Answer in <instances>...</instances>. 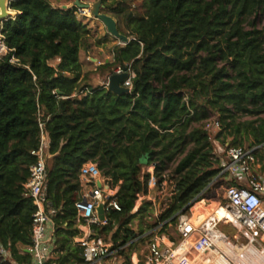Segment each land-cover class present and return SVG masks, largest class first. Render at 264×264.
<instances>
[{
    "label": "trees",
    "instance_id": "trees-1",
    "mask_svg": "<svg viewBox=\"0 0 264 264\" xmlns=\"http://www.w3.org/2000/svg\"><path fill=\"white\" fill-rule=\"evenodd\" d=\"M111 1L116 7L108 4L106 12L130 42L115 46L112 61L96 71L111 76L129 65L134 77L126 94L93 88L82 74L79 52L88 30L77 7L12 0L15 15L1 25L0 247L18 264L31 263L23 250L31 245L35 207L24 185L36 160L39 120L48 142L45 194L55 210L54 255L46 264H83L74 204L84 163H96L105 179L120 183V210L107 211L105 224L90 229L104 240L112 233L113 249L129 264L126 250L144 240L129 222L151 212L144 200L131 214L150 178L144 164H155L159 183L177 162L175 195L147 227L152 231L171 222L219 171L204 120L217 115L233 146L243 147L250 136L257 157L264 150V26L255 22L264 0H132L138 5L130 11L131 0ZM236 116L254 120L241 125Z\"/></svg>",
    "mask_w": 264,
    "mask_h": 264
},
{
    "label": "built area",
    "instance_id": "built-area-1",
    "mask_svg": "<svg viewBox=\"0 0 264 264\" xmlns=\"http://www.w3.org/2000/svg\"><path fill=\"white\" fill-rule=\"evenodd\" d=\"M125 68L128 77L122 86L130 92L134 75L129 65ZM121 73L123 68L118 67L113 74ZM109 77L102 86L106 89ZM87 93L89 91L85 90L79 97ZM38 127L39 145L31 152L36 160L24 185L26 196L35 207L31 245L23 250L30 256V264H46L53 258L55 248L52 222L55 210L45 194L48 142L43 131L44 123L40 120ZM204 127L207 131L219 130L220 124L218 119H210L204 122ZM255 150L227 145L223 151L215 153L219 162L217 175L190 201L188 209H182L173 217L178 240L169 242L165 233L151 238L145 264H264V170ZM79 180L82 186H87L74 204L77 216L82 220L75 243L82 250L83 264H106L112 258L117 260V264H128L125 259L117 257L110 243L94 236L90 229V225L100 224L95 215L99 200L105 201V212L120 210V183L111 184L102 176L97 164L91 161L81 166ZM156 182L154 180L155 198L147 194L143 199L151 203L154 215L159 217L172 203L175 184L173 180L168 181L166 174H162L159 183ZM141 199L137 198L135 207ZM219 212L222 213L221 218L217 216ZM166 223L156 228L160 230ZM227 232H231L232 237ZM129 261V264H139L135 253ZM0 264L18 263L0 247Z\"/></svg>",
    "mask_w": 264,
    "mask_h": 264
},
{
    "label": "rangeland",
    "instance_id": "rangeland-1",
    "mask_svg": "<svg viewBox=\"0 0 264 264\" xmlns=\"http://www.w3.org/2000/svg\"><path fill=\"white\" fill-rule=\"evenodd\" d=\"M6 1L9 7V4L12 0H6ZM48 1L52 4L54 8L66 10L70 7H73L72 5L76 1H78L80 4H89L91 7L98 0H48ZM111 2H112L111 0H108L105 3L102 2V7H103L101 8L102 13L110 15L108 12H106L108 10L106 5L109 4V5H112L114 8L116 7L115 4H111ZM127 4L129 6L128 7L129 11L133 10L138 5L136 1L132 2V0L130 1V3L127 2ZM9 11L11 13V16L15 15V13L10 10V8H9ZM77 17L79 20H81L83 24H85L88 30L87 46L82 48L79 52V61L82 65V74L89 75L88 83L91 87L95 88V87L105 86V84L108 81V77L110 76V73L99 72V71H96V69L99 65L105 64L107 62H111L112 57H113L112 49L115 46L121 45V44L119 43L118 39L112 37L110 34L106 32V29L104 25L102 24V22H100L99 20L95 19L92 16L90 9L88 10L79 9ZM255 22H256V28L261 29L264 26V15L262 14L257 15L255 18ZM5 53H6V49L5 47H2L0 49V56L4 55ZM56 63H57V60L52 62L53 65H55ZM236 117H237L236 122L241 125L245 124L246 122H250L254 120L253 117H246V116H236ZM210 119H218V116L217 115L210 116L208 119L203 121V124L204 122ZM209 135H210V139L212 141L215 153L223 151L227 145L233 146L232 139L230 137L226 138L225 133L223 131H220V129L211 130ZM243 147L244 148H256V146L253 145V140L250 136L247 139V141L243 142ZM258 156H259L258 159L260 161V164L262 165V171H263L264 170V150L260 151ZM176 163L177 162L169 164L167 169L162 172V174L167 175L168 181L170 180L174 181V178H175L174 169L176 167ZM155 177L156 176L153 171V177L151 176L148 179L147 186L141 193H139L138 198L143 199L145 196H147V194L150 196V198L152 199L155 198L156 188L154 187V180L155 182L157 181V178ZM167 190L169 191V186ZM142 199L140 200L141 202L146 200V199H143V200ZM149 209H151V212H147L146 217H144L143 219H140V217H136L129 222L130 229L135 232L138 239H142V240L144 239L143 241H140V242L138 241L131 251H129V249L126 250L127 254L129 255V260L134 253L137 255L139 264L146 263V257L148 255V245L150 243L151 238H153L154 236L161 237L165 233L167 234V238L169 242L178 240V235L176 231V221L174 219L171 222L167 223L166 224L167 226H162V229L160 230L159 228L157 229L156 227H155L156 229L154 228L152 231L146 230L148 226L155 224L157 222L156 220L159 218L154 215L155 210L152 206H150ZM133 211H135V208L133 209ZM151 232L153 233L152 235H151ZM111 234L107 236L105 241L112 245V242L110 241ZM226 234L232 237L231 232H227ZM120 258H123L126 260L125 257H120ZM106 264H117V260L112 258L110 260H107Z\"/></svg>",
    "mask_w": 264,
    "mask_h": 264
},
{
    "label": "water",
    "instance_id": "water-1",
    "mask_svg": "<svg viewBox=\"0 0 264 264\" xmlns=\"http://www.w3.org/2000/svg\"><path fill=\"white\" fill-rule=\"evenodd\" d=\"M72 6L77 7L80 10H88L90 9V12L92 16L102 22L104 25L106 32L110 34L112 37L119 40V43L121 45H127L130 42V39L126 37L125 35L121 34L118 31L116 20L105 13L101 12L102 7V0H98L95 2L91 7L89 4H80L78 1H76ZM11 18V14L9 11L8 3L6 0H0V29L1 25L4 21H7ZM4 47L1 36H0V49ZM128 77L127 74V68H123V73L121 74H113L109 77L108 82V91L114 93V94H126L129 93V90L122 86L124 80ZM189 208V205H187L183 211ZM95 215L97 217L98 223L104 224L106 222V212H105V201L103 199L99 200L97 205L95 206Z\"/></svg>",
    "mask_w": 264,
    "mask_h": 264
},
{
    "label": "crops",
    "instance_id": "crops-1",
    "mask_svg": "<svg viewBox=\"0 0 264 264\" xmlns=\"http://www.w3.org/2000/svg\"><path fill=\"white\" fill-rule=\"evenodd\" d=\"M154 168H155V164H144L143 168H142V173L143 174H148L150 175V177L152 176L153 177V171H154ZM87 189V186H82V191L81 193H83L84 191H86ZM142 203V202H141ZM140 202L137 203L136 207H135V211H133V213L137 212L138 211V208L140 207ZM132 213V214H133ZM80 225V224H79ZM79 227V226H78Z\"/></svg>",
    "mask_w": 264,
    "mask_h": 264
},
{
    "label": "bare ground",
    "instance_id": "bare-ground-1",
    "mask_svg": "<svg viewBox=\"0 0 264 264\" xmlns=\"http://www.w3.org/2000/svg\"><path fill=\"white\" fill-rule=\"evenodd\" d=\"M11 14V13H10ZM221 212H219L218 214H217V216L219 217V218H221ZM198 218H201V216H199Z\"/></svg>",
    "mask_w": 264,
    "mask_h": 264
}]
</instances>
